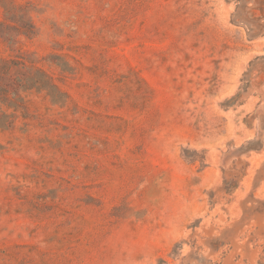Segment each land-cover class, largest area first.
Segmentation results:
<instances>
[{
	"label": "rangeland",
	"instance_id": "rangeland-1",
	"mask_svg": "<svg viewBox=\"0 0 264 264\" xmlns=\"http://www.w3.org/2000/svg\"><path fill=\"white\" fill-rule=\"evenodd\" d=\"M0 22V60L68 95L0 94V264H264V0H0Z\"/></svg>",
	"mask_w": 264,
	"mask_h": 264
},
{
	"label": "trees",
	"instance_id": "trees-1",
	"mask_svg": "<svg viewBox=\"0 0 264 264\" xmlns=\"http://www.w3.org/2000/svg\"><path fill=\"white\" fill-rule=\"evenodd\" d=\"M0 26H4V23L0 22ZM4 35L5 34L0 31V36L5 37L6 35ZM37 74H39V77ZM14 86L16 92L13 98H18V92H27L30 90H35L36 92L44 90L52 100H55L54 97H68V95L54 82L52 76L43 69L38 68L35 65V60H31L26 56L0 60V94L6 95V89ZM3 97L7 99V96Z\"/></svg>",
	"mask_w": 264,
	"mask_h": 264
}]
</instances>
